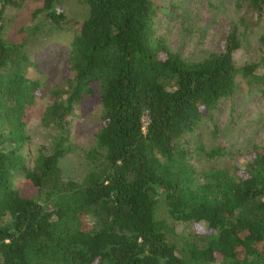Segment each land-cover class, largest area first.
Masks as SVG:
<instances>
[{"label":"trees","instance_id":"1","mask_svg":"<svg viewBox=\"0 0 264 264\" xmlns=\"http://www.w3.org/2000/svg\"><path fill=\"white\" fill-rule=\"evenodd\" d=\"M29 1L40 4L4 35L12 11ZM61 1L0 0V264H264V145L233 171L201 173L182 145L238 76L264 97V32L256 59L234 61L264 0H235L241 14L224 51L200 59L158 33L154 0H77L87 8L82 19ZM64 26L73 75L50 89L41 120L54 134L32 153L27 125L41 94L33 54ZM95 93L101 127L84 149L86 171L66 178L70 118ZM159 195L170 218L193 223L194 233L156 217Z\"/></svg>","mask_w":264,"mask_h":264},{"label":"rangeland","instance_id":"2","mask_svg":"<svg viewBox=\"0 0 264 264\" xmlns=\"http://www.w3.org/2000/svg\"><path fill=\"white\" fill-rule=\"evenodd\" d=\"M235 0H154L160 9L156 17L159 34L165 36L170 47L189 59H200L210 53H222L227 34L241 14L235 9ZM29 1L22 9L13 10L10 24L3 30L4 35L13 37L16 26L28 19V14L39 5ZM61 9L74 19H82L87 8L77 0H62ZM167 10L163 12V10ZM240 13V14H239ZM260 23L250 27L246 37L241 38L242 46L234 52V61L241 66L258 55L257 38L264 32V11L262 17L248 16ZM26 22V21H25ZM188 27V31L184 29ZM71 31L69 26L52 31L50 39L44 42L46 48L36 51L33 60L37 64L29 72L40 82L41 94L35 99L29 123L32 135L30 151L43 143H49L53 129L45 128L42 115L50 103V89L65 83L73 73L68 68V37L61 36ZM56 37V38H55ZM52 45V46H51ZM238 87L230 96L219 100L216 107L207 112L195 129L186 134L182 145L189 150L188 162L198 172L212 169L233 171L244 164L253 150L264 145V97L247 80L237 78ZM101 105L97 93L85 96L74 108L70 118L69 131L74 151L68 153L61 162L66 178L80 179L86 171L84 149L94 144V135L101 127ZM220 147L221 152L213 157L207 153ZM21 182V181H20ZM22 189L30 192L23 182ZM156 217L174 226L176 233H194L196 227L191 222H176L168 215L162 196L159 195Z\"/></svg>","mask_w":264,"mask_h":264}]
</instances>
